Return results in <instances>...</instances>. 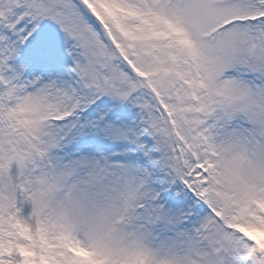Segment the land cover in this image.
<instances>
[{"label":"snow or ice","instance_id":"snow-or-ice-1","mask_svg":"<svg viewBox=\"0 0 264 264\" xmlns=\"http://www.w3.org/2000/svg\"><path fill=\"white\" fill-rule=\"evenodd\" d=\"M0 264H264V0H0Z\"/></svg>","mask_w":264,"mask_h":264}]
</instances>
